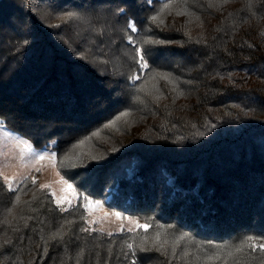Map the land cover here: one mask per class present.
<instances>
[{
  "label": "trees",
  "instance_id": "16d2710c",
  "mask_svg": "<svg viewBox=\"0 0 264 264\" xmlns=\"http://www.w3.org/2000/svg\"><path fill=\"white\" fill-rule=\"evenodd\" d=\"M156 95L173 111L144 145L98 143ZM0 125L80 193L0 178V264H264L235 251L264 238V0H0ZM84 197L148 230L88 227Z\"/></svg>",
  "mask_w": 264,
  "mask_h": 264
},
{
  "label": "rangeland",
  "instance_id": "374dc122",
  "mask_svg": "<svg viewBox=\"0 0 264 264\" xmlns=\"http://www.w3.org/2000/svg\"><path fill=\"white\" fill-rule=\"evenodd\" d=\"M82 24L83 22H79L78 24V27L81 29L83 28ZM148 103L144 106V100L142 99V103H138L139 105L137 107L126 112L128 114L127 116L123 115L121 118L113 121L106 129L108 133L106 131L97 137L98 143L108 146L110 150L122 151L130 145L132 146L133 143H137L134 137L136 134L141 133L142 137L138 141L144 145V138L148 136L153 126H162V124L168 123V116L173 111L172 101L163 95L154 96ZM25 144L29 147L25 148ZM87 148L94 150L93 146ZM96 151L105 152V150H100L98 147H95L94 153ZM40 155L45 156L46 159L40 161L38 159ZM51 156H55L52 146L40 149L33 148L26 140L5 130L0 125V178L6 187L9 189L8 180L11 181V188L14 190L23 179L31 177L32 180H37L40 187L44 184L49 185L45 189L50 192L56 205L63 210H68L76 204L77 196L73 198L71 192L65 190L66 186L59 183L60 177L62 176L60 174L57 175L59 172L56 168V157L55 166L47 159V157ZM131 168H133V164H130L129 170L126 171L128 179H132L137 175L136 170L133 171ZM34 174H37L36 178H34ZM167 183L170 186L174 185L171 179H168ZM172 189L174 192L181 191L180 189L175 190L174 186ZM191 195L194 196L195 193L192 192ZM58 199L62 201L60 205L57 204ZM69 199L71 203L67 202ZM108 199L109 196L106 198V201ZM83 208L86 212V224L88 227L104 234L109 235V233L115 234L121 231H133L137 229L136 225L130 223L129 220H118L105 211L103 207L100 209H88L86 208V201H84ZM106 213L109 215H105Z\"/></svg>",
  "mask_w": 264,
  "mask_h": 264
},
{
  "label": "snow or ice",
  "instance_id": "6c2138e0",
  "mask_svg": "<svg viewBox=\"0 0 264 264\" xmlns=\"http://www.w3.org/2000/svg\"><path fill=\"white\" fill-rule=\"evenodd\" d=\"M211 6V5H210ZM165 7H169V5H165ZM178 15H181V14H184L183 12L181 13H177ZM69 18H72L75 14L73 13H68L67 14ZM151 20L153 22H156L158 20V16H153L151 17ZM160 23H162V21H160ZM129 27L132 29L133 32H135L137 29L135 28V26L132 24V23H129ZM129 43H132L131 40H129ZM146 43H152L151 41H146ZM156 43H160L159 41H156ZM136 54L137 56L139 57V64H140V67L142 69L144 68H147L148 67V63L146 61V55L147 53H142L141 49L140 48H136ZM139 77H133V80L135 79H138ZM163 79H168V77H162ZM182 94V93H181ZM125 116H127L128 114L127 113H124ZM95 135H98L95 134ZM83 143V142H82ZM29 146L27 144H25V148H28ZM79 147V146H77ZM38 159L40 161H43L46 159L45 156L43 155H40L38 157ZM47 159H49L53 166H55V156H51V157H47ZM93 159H95V157H93ZM57 175H59V173H57ZM9 183V190H13L11 188V181L8 180L7 181ZM33 183H35V179H33ZM59 183L63 184L66 186V189L67 191L71 192L72 194V197L75 198L77 195H79L80 193H78V191L76 189L73 188V185L68 183V180L64 179L63 177H60V180H59ZM42 188H46V187H49V185L47 184H44V185H41ZM53 195H55L53 193ZM18 199V198H17ZM85 201H86V208L88 209H100L102 208V205L99 203V202H96V201H93V200H90L88 199L87 197H84ZM68 203H71V200H67ZM62 203V201L60 199L57 200V204L60 205ZM63 210V209H62ZM105 215H109L108 213H106ZM110 215L114 216L116 219H124V220H129L130 223L132 224H135L137 228H143L145 231L148 230V227L149 225L148 224H139L137 221L135 220H130L128 217H121L118 213H111ZM94 223V221H93ZM109 235H111V233H109ZM159 234H157L158 236ZM185 237H180V239H184ZM251 242V243H249ZM245 246H249L253 249H256L257 247H259V249L264 252V238H259V240H257L256 238H254L253 236H248L246 237L245 241H242L241 244L239 246H237L235 248V251H241L243 247ZM130 250L133 248V245L129 244L127 246ZM162 247V245L158 246L157 247V250H160V248ZM141 250H144L143 247L141 248ZM133 264H135V261L133 262Z\"/></svg>",
  "mask_w": 264,
  "mask_h": 264
}]
</instances>
